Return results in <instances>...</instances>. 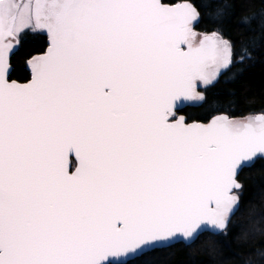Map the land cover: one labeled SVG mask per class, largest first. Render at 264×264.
<instances>
[{
  "label": "snow or ice",
  "instance_id": "6c2138e0",
  "mask_svg": "<svg viewBox=\"0 0 264 264\" xmlns=\"http://www.w3.org/2000/svg\"><path fill=\"white\" fill-rule=\"evenodd\" d=\"M197 16L164 0H0V264H111L225 232L238 168L264 157V114L175 117L232 63L227 40L193 46ZM26 29L50 46L21 85L4 39Z\"/></svg>",
  "mask_w": 264,
  "mask_h": 264
},
{
  "label": "trees",
  "instance_id": "16d2710c",
  "mask_svg": "<svg viewBox=\"0 0 264 264\" xmlns=\"http://www.w3.org/2000/svg\"><path fill=\"white\" fill-rule=\"evenodd\" d=\"M179 1L183 0H164L169 4ZM188 1L200 14L196 28L227 38L233 58L218 81L205 89L202 104L182 112L188 120L201 121L220 113L242 118L264 113V0ZM218 9L222 15L214 18ZM47 46L45 34L24 30L11 58V79L29 80L27 61ZM238 181L242 184L240 206L225 232H204L191 245L178 242L156 248L124 264H264V157L243 168Z\"/></svg>",
  "mask_w": 264,
  "mask_h": 264
},
{
  "label": "water",
  "instance_id": "95a60500",
  "mask_svg": "<svg viewBox=\"0 0 264 264\" xmlns=\"http://www.w3.org/2000/svg\"><path fill=\"white\" fill-rule=\"evenodd\" d=\"M17 2H19V0H17ZM167 4H169V3H167ZM182 4H190L193 8H195V9L197 10V8L192 4V2H190V1H188V0L179 1V2H177V3L169 4V5H170V6H180V5H182ZM197 13H198L197 18H196L195 20L191 21V23H190V25H189L190 28H191V30H192V33H193L192 38H191V42H192V44H193L194 47H199V46L201 45V43H204V44H206V45H210L212 42H214V41L217 40L218 38H222V39H224V40L229 41L227 38H225L224 36H222L221 34H218V33H209V34H205V35L201 36V38L198 39V36L200 35V31H199L198 29H196L197 25H198L199 22H200V14H199V11H198V10H197ZM37 31L40 32V33H43V34H45V35L47 36V38H48V46H47V48H46V50H45L44 52L39 53V54H35V55L32 56L29 60H31L33 57H39V56H42V55L46 54V52H47V50H48V48H49V46H50V38H49V35L47 34L46 30H37ZM4 42H5V43L11 42V43H13V44L15 45V47H14V48L12 49V51L10 52V54H9V58H8L9 68H10V70H9V72H8V76H7L8 80H9V81H15V82H17L18 84H21V85H23V84H27V83H28L29 81H31V79H32V71H31V67H30V65L28 64V61H29V60L27 61V69H28V70L30 71V73H31V77H30V79L27 80V81H19V80H16V79H11V73H12V70H13V67H12V64H11V58H12V55H13L14 51L16 50L18 44H16V39L13 38V37H6V38L4 39ZM229 42H230V41H229ZM230 43H231V42H230ZM231 45H232V44H231ZM182 47H184L185 50H187V46H186V45H184V46H182ZM232 57H233V47H232ZM232 57H231V59H232ZM231 64H232V63H231ZM230 66H231V65H230ZM230 66H229V67H230ZM229 67H228V68H229ZM228 68L221 70V72H220L218 78H216L212 83H210V84L207 85V86H205L201 81H197V82H196V87H195V93H196V94H199V95H202V96H203V99H202V100H195V101H188V100H186V101H182V102H181V101H178V102H177V106L173 109L174 114H175L176 112H182L187 106H197V105H200V104L204 101V97H205V93H204L202 90H200V89H204V88H206V87H210V86H212L213 84H215V83L218 81V79L224 74V72H225ZM211 71H213V70H210V72H211ZM260 114H264V113L253 114V115H249V116H246V117H243V118H242V117H237V116H231V115H228V114H225V113H220V114H216V115L212 116L209 120L201 121V120H188V119H187V116H186L184 113H180V114L178 115L177 119H179L180 117H183V118H184V122L187 123V124L198 123V124H205V125H206V124H209L210 122H212L214 118H218V117L226 116V117H228L230 120L244 121L246 118H252V117H255V116L260 115ZM260 157H261V156H257V157L254 159V161L251 162L250 164H247V165H245V166H243V167L238 168V170H237V175H236V179H237V182H238V183H240V182L238 181V175H239L240 171H241L243 168H245V167H248V166L253 165L254 162H255L258 158H260ZM73 159H75V161H76V166H75L74 168H73ZM78 166H79V165H78V161H77L75 155H74V154H69L68 159H67V167H68L69 172H70V173L75 172V170H76V168H77ZM240 184H241V183H240ZM241 186H242V184H241ZM241 189H242V187H241L240 189H233L232 192L230 193V194L235 195V196H237V197L239 198V200H238V208H239V206H240L241 197H240V195L238 194V192H236V191H239V190H241ZM214 207H215L214 204H211V205H210V208H214ZM238 208H237V210H238ZM237 210H236V211H237ZM236 211H235L233 214H231L230 219H229V222H228V224H227V227H228V225H229V223H230L231 218H232V217L234 216V214L236 213ZM226 229H227V228H226ZM204 232H212V233L218 234V233L215 232L214 229H211V228H206L202 233H204ZM178 242H183V241H174V242L171 243V245L176 244V243H178ZM171 245H170V246H171ZM165 247H169V246L159 245V246H156L155 248H153V249H151V250H154V249H156V248H165ZM151 250H149V249H144L143 252L129 253V254H127V255H122V256H120V257L112 258V259H111V263H112V264H124V263H126V262H128V261H130V260H133V259H135V258H137V257H139V256H141V255H143L144 253L151 251Z\"/></svg>",
  "mask_w": 264,
  "mask_h": 264
},
{
  "label": "flooded vegetation",
  "instance_id": "af4514ba",
  "mask_svg": "<svg viewBox=\"0 0 264 264\" xmlns=\"http://www.w3.org/2000/svg\"><path fill=\"white\" fill-rule=\"evenodd\" d=\"M201 36H203V35H202V33L200 32V35L198 36V39L201 38ZM206 88H207V87H206ZM206 88H204V89H200V90H202V91L205 93V89H206ZM197 106H198V105H197ZM187 107H188V106H187ZM190 107H191V106H190ZM180 113H183V112H176V113H175V117H177Z\"/></svg>",
  "mask_w": 264,
  "mask_h": 264
}]
</instances>
